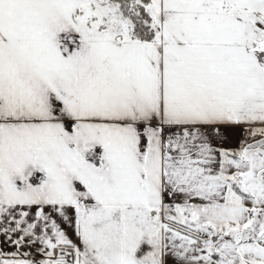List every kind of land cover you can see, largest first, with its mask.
<instances>
[{
  "label": "snow or ice",
  "instance_id": "snow-or-ice-1",
  "mask_svg": "<svg viewBox=\"0 0 264 264\" xmlns=\"http://www.w3.org/2000/svg\"><path fill=\"white\" fill-rule=\"evenodd\" d=\"M0 264H264V0H0Z\"/></svg>",
  "mask_w": 264,
  "mask_h": 264
}]
</instances>
